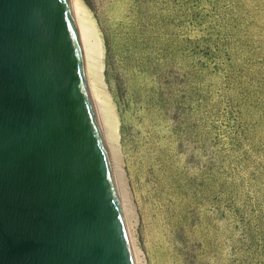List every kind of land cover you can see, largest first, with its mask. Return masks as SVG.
<instances>
[{"label": "rangeland", "instance_id": "374dc122", "mask_svg": "<svg viewBox=\"0 0 264 264\" xmlns=\"http://www.w3.org/2000/svg\"><path fill=\"white\" fill-rule=\"evenodd\" d=\"M78 4L137 264H264V0Z\"/></svg>", "mask_w": 264, "mask_h": 264}, {"label": "water", "instance_id": "95a60500", "mask_svg": "<svg viewBox=\"0 0 264 264\" xmlns=\"http://www.w3.org/2000/svg\"><path fill=\"white\" fill-rule=\"evenodd\" d=\"M0 264H136L69 0H0Z\"/></svg>", "mask_w": 264, "mask_h": 264}, {"label": "bare ground", "instance_id": "6f19581e", "mask_svg": "<svg viewBox=\"0 0 264 264\" xmlns=\"http://www.w3.org/2000/svg\"><path fill=\"white\" fill-rule=\"evenodd\" d=\"M69 3H70V7H71L73 21L75 23V27H76V30H77V33H78V37H79V41H80V45H81V51H82V54H83L84 68H86V71H85V69H84V71H85V79H86V83H87V70L90 69L92 71V66H91L92 62L90 61L91 56L85 50V44L83 42V28H82L83 18L81 16V19H79L80 18V11H79L80 10L79 9L80 5L78 4V0H69ZM87 87H88L89 95L91 97V101H92L93 106L95 108V112H96V115H97L99 127H100V130H101L102 129V127H101L102 124H101V116H100V109H99V106H98V102H97L96 98L94 97V95L92 93V87L89 86L88 83H87ZM100 124H101V126H100ZM102 137H104V135ZM103 141H104V143H106L105 137L103 138ZM113 177H114V175H113ZM114 181H115V179H114ZM115 186H116V183H115ZM124 217H125V215H124ZM127 231H128V228H127ZM128 236H130L129 233H128ZM129 239H130L131 246H132V249H133L134 258H135V261H136V264H137V259H136L137 256H136V253H135V248H134L133 243L131 241V237H129Z\"/></svg>", "mask_w": 264, "mask_h": 264}]
</instances>
